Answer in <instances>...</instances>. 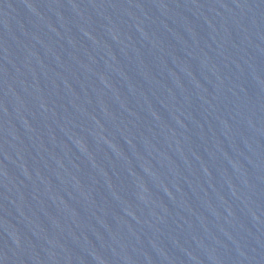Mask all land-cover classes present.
I'll use <instances>...</instances> for the list:
<instances>
[{
    "label": "water",
    "instance_id": "obj_1",
    "mask_svg": "<svg viewBox=\"0 0 264 264\" xmlns=\"http://www.w3.org/2000/svg\"><path fill=\"white\" fill-rule=\"evenodd\" d=\"M0 264H264V0H0Z\"/></svg>",
    "mask_w": 264,
    "mask_h": 264
}]
</instances>
